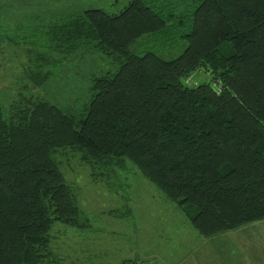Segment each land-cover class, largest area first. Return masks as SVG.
<instances>
[{
  "label": "trees",
  "instance_id": "1",
  "mask_svg": "<svg viewBox=\"0 0 264 264\" xmlns=\"http://www.w3.org/2000/svg\"><path fill=\"white\" fill-rule=\"evenodd\" d=\"M177 26L174 57L132 51ZM11 31L0 40L24 45L25 64L21 92L0 107V264L53 257L55 222L88 227L57 159L68 152L108 188L128 160L201 236L264 218V0H128ZM92 48L118 66L93 78L77 115L29 92ZM199 68L210 80L186 85Z\"/></svg>",
  "mask_w": 264,
  "mask_h": 264
},
{
  "label": "rangeland",
  "instance_id": "2",
  "mask_svg": "<svg viewBox=\"0 0 264 264\" xmlns=\"http://www.w3.org/2000/svg\"><path fill=\"white\" fill-rule=\"evenodd\" d=\"M127 1L0 0V33L12 34L11 29L21 25L30 31L33 25L45 24L63 12L84 8L118 12ZM178 8L189 12L192 5L187 3ZM186 29L177 26L166 37L153 40L143 35L131 49L137 54L150 50L164 59L172 58L185 44L179 35ZM24 50L25 46L20 43L14 46L0 40V107L16 99L23 88L20 71L25 64ZM117 66L111 57L92 48L55 64L50 76L40 86H32L29 92L77 115L91 96L93 78L105 71L113 73ZM210 77L208 70L199 68L186 78L185 84L195 86L208 82ZM57 159L89 225L79 230L60 222L53 223L50 248L54 256L43 264H121V260L136 256L148 260L145 256L153 252L157 257H165L164 264H233V261L235 264H259L256 259L260 257H253L262 256L257 248L264 251V228L251 231L252 227L245 225L202 237L128 160L117 179L110 180L113 188H108L103 182L90 180L87 166L76 154H59ZM112 208L118 209V216L113 214ZM247 232H255L259 239L245 236ZM89 254L93 257H88ZM140 258L138 260L146 264Z\"/></svg>",
  "mask_w": 264,
  "mask_h": 264
},
{
  "label": "crops",
  "instance_id": "3",
  "mask_svg": "<svg viewBox=\"0 0 264 264\" xmlns=\"http://www.w3.org/2000/svg\"><path fill=\"white\" fill-rule=\"evenodd\" d=\"M256 224H258L259 226H257ZM250 226V227H252L251 228V231H255V230H258V229H261V228H264V218L263 219H260V220H256V221H253V222H250V223H247V224H244V225H241V227H243V226ZM240 227V226H239ZM259 227V228H258ZM247 230H249V229H247ZM226 231V230H225ZM221 232H223V231H221ZM219 233V232H218ZM215 234H217V233H215ZM215 234H212V235H209V236H202V237H211V236H213V235H215ZM256 233L255 232H247L246 234H245V236H247V237H250V238H252V239H259V235H255ZM197 235H199V234H197ZM201 236V235H200ZM251 239V240H252ZM253 242V241H252ZM253 243H255V242H253ZM256 251H260V253H262V256H260V255H258V254H256V255H254V257L253 258H257V257H260V259H256V261L257 262H259V264H264V251H263V249H259V248H257V250ZM89 256H92L93 257V255L92 254H89L88 255V257ZM145 257H147L148 258V260H143L142 258H140V257H138V256H136L135 258H133V259H136V258H140V259H142L143 261H144V263H146V264H164V258L165 257H163L162 255L161 256H156L155 255V252H153V253H151V254H148L147 256H145ZM244 257V256H243ZM243 257H241V258H243ZM245 257H248V256H245ZM251 259H253L252 257H250ZM125 259H127V258H125ZM245 259V258H244ZM124 260V259H123ZM247 260H249V259H245V261H247ZM259 260H261V261H259ZM122 261V260H121ZM120 261V262H121ZM233 261V260H232ZM233 264H235L234 263V261H233Z\"/></svg>",
  "mask_w": 264,
  "mask_h": 264
},
{
  "label": "built area",
  "instance_id": "4",
  "mask_svg": "<svg viewBox=\"0 0 264 264\" xmlns=\"http://www.w3.org/2000/svg\"><path fill=\"white\" fill-rule=\"evenodd\" d=\"M128 264H142L141 261H134V262H131V263H128Z\"/></svg>",
  "mask_w": 264,
  "mask_h": 264
}]
</instances>
